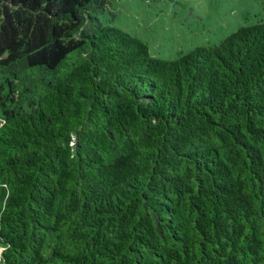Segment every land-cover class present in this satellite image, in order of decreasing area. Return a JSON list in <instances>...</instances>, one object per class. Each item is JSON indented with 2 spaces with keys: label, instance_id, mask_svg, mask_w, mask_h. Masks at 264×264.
I'll use <instances>...</instances> for the list:
<instances>
[{
  "label": "trees",
  "instance_id": "1",
  "mask_svg": "<svg viewBox=\"0 0 264 264\" xmlns=\"http://www.w3.org/2000/svg\"><path fill=\"white\" fill-rule=\"evenodd\" d=\"M111 4L0 0V264H264V20L167 60Z\"/></svg>",
  "mask_w": 264,
  "mask_h": 264
},
{
  "label": "rangeland",
  "instance_id": "2",
  "mask_svg": "<svg viewBox=\"0 0 264 264\" xmlns=\"http://www.w3.org/2000/svg\"><path fill=\"white\" fill-rule=\"evenodd\" d=\"M99 16L146 42L152 56L170 60L264 20V0H112Z\"/></svg>",
  "mask_w": 264,
  "mask_h": 264
}]
</instances>
